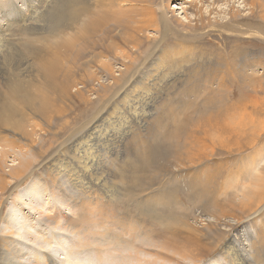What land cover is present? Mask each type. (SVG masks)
I'll use <instances>...</instances> for the list:
<instances>
[{
    "label": "rangeland",
    "instance_id": "obj_1",
    "mask_svg": "<svg viewBox=\"0 0 264 264\" xmlns=\"http://www.w3.org/2000/svg\"><path fill=\"white\" fill-rule=\"evenodd\" d=\"M159 1L160 0L155 1L157 4H155L154 7L158 15L163 12L161 4L158 3ZM197 3L198 0H177L170 4L169 12L166 11V15L168 22L170 23V27L175 33L174 35L170 33L164 34V31H159V29H155L151 26L145 27L142 31L137 33V37L140 36V40L143 41L142 45H144V47L149 46L150 52L141 53L142 49H134L130 45L129 47H124V51H127L126 53H128V55L131 54L129 58L133 55H137V57L133 59L128 58L126 60L119 57L115 58V52H120L115 51L114 54L107 55L108 59L106 58L108 62L111 63L112 69L110 71H104L100 65L93 66L91 70L95 73L96 77L92 79L84 78L83 71L76 72V75H78L76 76V79L73 80V96H38L42 101L41 112L27 110L24 107V118L26 119L25 129L27 130L26 134L23 135L25 139L20 138L17 135L10 134L8 130L12 129L11 126H5L2 128L3 131L0 133V145L3 146V151L6 153V157L3 156V153L0 156V174H3L5 177L7 185L3 187L0 186V264H4L6 260H9L14 264H18V262H20V264H47L48 256L46 254L50 255V253L46 252V249H43L42 247L46 246L44 243L49 240L50 245L47 250L51 252H53V250L56 251V253L53 252L55 253V256L49 257L54 261V264H65V262H68L67 264H102L105 259H107L106 264H112L113 261L111 256L116 255L121 256L120 262L122 264H232L227 255L221 252V246L233 236L236 237V235L237 238H240L241 244L239 247L242 248L246 255H253V247L251 246L253 244V240L257 237L251 229L256 228V230H259V228H261L262 231H264V179L263 184L261 185L259 180H245V176H247L248 171L251 175L257 174L258 171H255L254 168L264 164V71L262 73H255L258 75V80H255L247 85L244 89V94L241 95L242 98L240 99L237 97L240 95L235 93H232L230 96H210V98H208V92L205 91L206 89L203 91L204 85L202 83L198 84L200 86L198 91L201 90L199 93L190 94V91L189 93H186L185 90L181 92L182 89L195 86V82L191 81L186 88H181L179 85L186 84V82L183 83V80L180 79L175 81L176 77H173L172 70L167 73V69L169 66L168 62L173 58L172 54L186 46L180 45L182 41H190L192 42V45L195 46V48H193L194 50H190V52L197 51V45L200 41H205V43L208 44L215 43L216 46H218V51L220 53L216 54L207 49V51L203 52V55L205 58L213 55L214 57L218 56L221 58L219 60L221 61L220 63L223 64L225 63V59H228V64L225 63L223 65V70L226 72L225 76H223L224 78L227 77L226 66H231V68H234L235 71L238 72L234 67V62L231 60L233 53H231V49H237L239 51V48L244 47H237L234 44L231 46V44L228 43V39H226L224 35L219 37L213 36V31L207 32L208 29L194 30L193 26L199 25V22L194 17V11L192 10L194 4ZM199 4L200 3H198V5ZM84 5L94 6L92 4ZM84 5H81L80 7H84ZM135 5L136 4L134 3H131L130 5V9H132V13H134L130 17L132 27L142 24L144 19L142 6L139 4ZM204 5H206V3ZM229 5H231V3ZM222 6V9H228L227 4H223ZM246 12L247 11L244 13ZM225 16L227 15L220 14V16H216V18L220 21L227 20ZM251 18L256 20L254 17ZM236 25L241 28V31L235 29L229 33L234 35L240 34L239 37H243L242 32L247 28L243 26V23ZM247 32L251 33L250 35L252 36L249 37L252 39V42L257 41L261 43L259 40L261 39L259 37L261 31L253 28ZM196 43L197 45H195ZM248 44L253 50L264 51V47L262 48L258 44ZM203 46H205V44H203ZM190 48L191 47L188 49ZM175 56L176 55H174V57ZM124 61L125 64L131 65V68L127 70V72L123 69ZM162 71L165 72L164 76L160 75ZM124 74H131L132 77L127 79L125 82H121L119 85L116 84L111 77L112 75L115 77H121ZM238 75L239 74H237V76ZM59 78L61 81H65V67L61 68ZM98 79H100V82L97 81ZM158 80L160 86L157 87L159 91L156 92L155 96H153V94L150 96H144L145 111H143V113L147 114V117L142 118L141 123L143 120L147 121L148 124L144 129H149L153 133L152 134L150 132L148 134L147 138L149 141L144 140L136 149L133 150L132 148L134 145H129V142H126V144L124 141H121L120 138L117 139L118 142L114 141L110 143L105 141V139L109 140L112 138L110 135H107L106 129L108 127L119 128L117 133L115 131V135L117 136L119 134L122 136L123 134L120 129L121 122L127 121L128 123H134L135 119L133 112L130 111V105L126 102L127 99L138 95H145V83H148L151 87L155 88ZM224 82L227 83V80L224 79ZM217 84V82H214L212 84L209 83L206 86H213L217 89ZM227 84L229 85V89L232 91H237L238 89L245 87L235 82L232 85L229 82ZM177 87L180 91L178 90L173 94V91H176ZM103 88L107 90L109 93L108 95L104 94ZM219 88H221V85ZM124 93L128 94V96H122ZM165 93H167V96ZM101 98L102 101H100ZM216 100L221 101L223 116L228 118L229 121L232 120V125L236 127L237 131L241 132L242 128V131H245L247 134V139L251 138L252 133V139L256 142L252 146L253 148L245 147L235 160L233 159L230 161L231 168L225 172L223 176L218 179H213L214 181L212 180L208 185L200 184V189H190L187 188L188 184L181 179L178 183L177 181L173 182L172 180L171 183L164 182L165 175H168L166 174L167 171L170 170L172 165L175 163L173 159L169 160V155L166 153V155L162 153L163 156L159 157L157 151L153 148L152 151L146 149L143 154H140L136 158V162H134V160L133 162L129 160V156L136 154L139 150H141L143 147L142 145H145V143H148L150 146L155 145V140L160 138L164 133L168 136L170 131L176 126H180L183 130L192 131L194 121L196 125V121L199 117L206 116L207 111L209 110L205 108L206 106L209 108L207 102H213ZM203 102L206 106H202L204 105L202 104ZM94 107L97 108L94 109ZM212 107L213 106H211V111ZM237 107H239L237 110L227 113ZM91 110L93 111L91 112ZM94 110H97L98 112ZM124 115L126 119H124ZM184 116L187 119H185ZM239 117L240 119H237ZM49 121L51 122L50 125L47 123ZM93 126L99 127L95 128L93 131ZM87 130L88 133L93 132L91 137L94 138H92L90 143L94 142L98 144V148L95 152L98 158L95 161H101L103 163L102 167L107 170V172H105L106 174L102 173V177L109 178L107 185L112 188L116 183V187H114V189L118 191V194H120L119 196L123 195L124 190L126 189L129 191L131 190L130 192L135 196L139 195L143 198L150 199L157 197L155 199H159L161 197H165V192H167V190L177 186L172 195L177 196L179 202H174L171 205V208H168L166 204L158 206L157 211L166 213L170 212L175 217L188 219L189 223L197 228L206 227V225L209 224V221H212L214 227L225 232L221 235V239L219 240L220 242H217V244H220L219 247L216 244L217 240L214 241L211 236H207L204 242L208 247H211L209 250L210 252L205 257L200 258V261L197 262L196 260L181 257L175 254L172 248L169 250H161V248L157 246L160 242V238L156 235L149 236L150 231H148L146 232L147 235H140L142 241H136L138 247H136L137 250L136 248L134 250V247H132L133 245L131 246L130 242L131 239H133L132 236H135L136 232L143 231L144 227L149 229L150 227L153 228L156 225L154 222H150L149 220H147L149 222L140 221L136 224L135 221L139 219V217L137 212L134 210L133 201L125 197L122 199V196L119 200L112 198L111 195L114 193L117 194V191L108 193L109 191L107 192L106 190L105 193H102L103 188L97 186L95 183L90 188H86V184L93 183L95 181L91 182V180L88 179V182L87 179L83 180L80 176H78V168L75 167L73 162H75L79 157H82V155H85L87 145L85 144L86 146H84L81 142V135L84 131L86 134ZM100 132H102V139L97 141L96 139L98 138ZM180 137L181 140L184 139L183 132ZM4 138H7L8 141L5 142ZM242 140H245L244 137H242ZM123 142L125 144H120ZM77 144L82 146L77 147ZM124 146H126V148ZM230 148L233 150L232 152L230 149L232 154H237L234 147L232 148L230 146ZM130 150H132V153L130 152L129 154H126L123 152ZM114 151L117 155L112 154ZM20 154H22L21 156L24 158L21 156L19 157L18 155ZM121 154H123L124 157L123 155L121 157ZM165 157H167L168 160ZM13 158L17 161L23 158L21 161H25L24 164L27 163L29 166L27 167L28 170L20 177H14L12 179L10 173L13 170V166H8L10 163L8 160ZM118 158L121 163L118 162ZM110 159H113L112 162ZM230 159L231 158H229V160ZM155 160L160 161H158L159 163H155ZM67 161L71 164L69 165L68 163H65ZM61 162L63 164V168L59 167V163ZM141 162H143V164ZM111 164L112 166L113 164L115 166L111 167ZM157 165L159 170L157 169ZM66 167H68V170ZM75 172L78 173L74 174ZM137 173H142V176H139ZM136 176L140 178L137 179ZM261 176L264 178V172ZM110 178L114 180L112 181ZM134 178L137 180L135 181ZM161 183H163L165 187L163 184L161 185ZM153 184L154 186H152ZM135 186L137 187L136 189ZM119 187H121V189H119ZM159 187L164 191V195L161 192L159 193ZM35 190H39L40 200L38 203V200L33 203V200L29 199L27 194L28 191L33 192ZM153 192L155 196L153 195ZM257 196L262 197V202L259 205V209L255 210L257 207H255L253 202ZM215 200L223 206L232 203V205H235L234 213L236 212L239 217L241 216L242 218L238 217V220H233L231 217H234L235 215L231 213L230 215L227 214L229 216L222 217L221 222L219 221L220 223L215 222L211 217H209L210 215L215 214L213 204ZM245 200H248V204H251H247L242 209L236 207V205H238L241 201V203H245ZM13 201L15 204L10 206V203ZM106 209L108 210L106 211ZM110 209L123 215L127 212L131 219H135V221H133L134 226L139 228L141 227V229L136 228L135 231L127 230L128 232H125L124 230L121 231L119 229L117 230L116 226L114 227L117 220L110 217ZM6 210L7 213H5ZM98 213L102 215H98ZM94 214L98 216L96 217ZM123 215L121 217H123ZM99 219L103 223L100 222ZM107 219L108 222L110 221L109 223L107 222ZM131 219L130 221H132ZM23 222H27L29 231L25 228H21L25 227L23 226ZM228 223H232V227H228ZM32 229H35V231H31ZM123 231L126 235H128L127 238ZM113 233H118L119 235L122 234L120 235L122 237L125 235L123 239H127L126 242L128 243H120L123 247H121L118 243V246L112 242L114 239L110 237L111 235L109 236V234L113 235ZM34 234L39 236L35 237L36 235L34 236ZM50 235L56 236V238L52 240ZM140 236L138 233L139 238ZM39 237L41 241L40 244L44 242L40 245L42 247L39 246L41 249H39L36 245L35 248H37V250L28 246L30 242L37 244V239H39ZM62 237H65V239ZM151 242H154V246L150 245ZM6 243H9V245H6ZM58 243L64 244L63 251L54 246V244ZM113 243L114 245L111 246ZM140 244H143L144 247L142 246L143 248H141V246H139ZM14 246H17L18 248L22 247V250L24 249L23 251H25V255L18 260L6 258L8 257L10 248H13ZM114 247L117 248L118 252ZM145 248H147L148 252ZM250 248L252 249V252L250 251ZM159 251H162L167 254V257L173 258L174 260L161 257L158 255ZM57 252L59 253L57 254ZM69 252L75 253V258L77 259L76 262L71 263L68 259L63 262L64 258L61 257L60 254H68ZM17 256L19 257L20 255ZM2 257H5L6 259L2 260Z\"/></svg>",
    "mask_w": 264,
    "mask_h": 264
},
{
    "label": "bare ground",
    "instance_id": "obj_2",
    "mask_svg": "<svg viewBox=\"0 0 264 264\" xmlns=\"http://www.w3.org/2000/svg\"><path fill=\"white\" fill-rule=\"evenodd\" d=\"M155 1L156 0H0V133H2V128H4L5 126H11L12 129L8 130L10 134L17 135L18 137L25 139L23 135L26 134L27 130L25 129L26 119L24 118L25 110L23 108L25 107L27 110H31L34 112H41L42 101L38 96H73V80L76 79V76L78 75H76L77 71H83V77L87 79L96 77L95 73H93V71L91 70L93 66L100 65L104 71H110L112 67L111 63H109L107 60V55L114 54L115 51H120L115 52L114 57H119L126 60L131 54L128 55V53H126L127 51L125 52L123 48L129 47V45L134 49H142L141 53L150 52L149 46L144 47V45H142L143 41L140 40V36L137 37V33L142 31L145 27L151 26L155 29H159V31H164V34L170 33L174 35L175 33L170 27V23L168 22L166 13L169 12L170 4L177 0H160L158 3H160L161 8H163V12L160 14L161 16L158 15L154 9L155 4H157ZM131 3L141 5L144 15L143 23L136 27L131 26L130 17L134 14L132 13V9H130ZM198 3L200 4L198 5ZM198 3L194 4V7L192 8V10L194 11V17L199 22L198 26H193L194 30L208 29L207 32L213 31V36L219 37L224 35L226 39H228V43H230L231 46L233 44L237 47L244 46L243 48H239V51L237 49H231V53L233 52L231 60L234 62V67L238 72H236L234 68H231V66L225 65L227 68V77L224 78L223 76H225L226 72L223 70V65L225 63L228 64V59H225V63L223 64L220 63L221 61L219 60L221 58H219L218 56L214 57L213 55L205 58L203 52L207 51V49L216 54L220 53L218 51L219 48L215 43L208 44L205 43V41H200L198 42V45L197 43L195 44L197 45V51L190 52V50H194L193 48H195V46L192 45V42L186 40L185 42L180 41V45L186 46L182 47V49H179L172 54L173 58L168 62L169 66L167 69V73L172 70L173 77H176L175 81H177V79H180L183 80V83L186 82V84L179 85L181 86V88H186L191 81L195 82V84L192 83L195 86L182 89L181 92L185 90L186 93H189L190 91V94L199 93L201 90L198 91V88L200 87L198 84L202 83L204 85L203 91L206 89L205 91L208 92V98H210V96H230L232 93H235L240 95L237 96L238 99H240L242 98L241 95L244 94V89L247 87V85L254 82L255 80H258V75H256L255 73H262L264 71V51L253 50L248 44L255 43L262 48L264 47V0H198ZM205 3L206 5H204ZM230 3L231 5H229ZM84 4H92L94 6ZM223 4H227L228 9H222ZM81 5H84V7H80ZM245 11L247 12L244 13ZM220 14L227 15L225 16L227 20L220 21L219 19H217L216 16L218 17L220 16ZM251 17L256 18V20H253ZM240 23H243V26L247 28L242 32L243 37H239L240 34L234 35L229 33L235 29L241 31V28L237 27L236 25ZM249 28H254L261 31V34H259V37L261 38L259 40L261 43L254 41V39V42L251 41L252 39L249 36L252 35H250L251 33L247 32L250 30ZM203 44H205V46H203ZM189 47L191 48L188 49ZM174 55L176 56L174 57ZM135 57H137V55H133L129 59H133ZM123 65V69L126 70L125 72H127V70L131 68L130 64H125V61L123 62ZM64 67L65 81H61L59 78L60 71L61 68ZM237 74L239 75L237 76ZM160 75L164 76L165 72L162 71ZM111 77L113 81L119 85L121 82H125L132 76L131 74H124L121 77H115L113 75ZM224 79L227 80V83H231V85L235 82L245 87H242V89H238L237 91H232L229 89V85L224 82ZM99 80L100 79H98L97 81L100 82ZM214 82L218 83L217 89H215V87L213 86H206L207 84H212ZM220 85L221 88H219ZM159 86V80L157 81V85L155 88L151 87L148 83H145V95H138L127 99L126 102H128V105H130V111L133 112V116L135 119L134 123L129 122V124L127 121L121 122L120 129L123 134L122 136H120L119 134L117 136L115 135V131L117 133L119 131V128L108 127L106 129L107 135H110L112 138H108L109 140L105 139V141L110 143L114 141L118 142L117 139L120 138L121 141H124L125 143L129 142V145H134V147L132 148L133 150L136 149L141 142H143L144 140H148L147 136L150 132L152 133V131L149 129H144L148 124L147 121L143 120L141 123L142 118L147 117V114L143 113V111H145L144 96H150L151 94L155 96L156 92L159 91L157 89V87ZM178 90L180 91V89H178L177 87L176 91H173V94ZM103 91L105 95L109 94L105 88H103ZM166 94L167 93H165V95ZM122 96H128V94L124 93ZM100 101H102V98ZM202 104H204L202 106H206L204 102ZM207 104L209 105V108H207V106L205 108L209 110L207 111L206 116L199 117L196 121V125L194 121L192 131L183 130V128H181L180 126H176L175 128H173V130L170 131L168 136L164 133L160 138L155 140V145L150 146L148 143L142 145L143 147L141 148V150H139L136 154L129 156V160L132 162L134 160V162H136V158L140 154H143L146 149L152 151L153 148L157 151L159 157H162L163 154L166 153L167 155H169V160L173 159L175 163L174 165H172L171 169L167 171L166 174L168 175H165L164 173V182L171 183L172 180L173 182L177 181L178 183V181L181 179L188 184L187 188L190 189H200V184L208 185L213 179H218L219 177L223 176L224 173L231 168L230 161L233 159L235 160V158L241 154L240 152L243 151L242 149H244L245 147H252L256 142L254 139H252V133L251 138L247 139V134L245 131H242V128L241 132L237 131L236 127L232 125V120L229 121L228 118H225L223 116V107L220 100L207 102ZM211 106H213L212 111ZM97 107H94V109H96ZM238 108L239 107L234 108L227 113H230L231 111L233 112V110H237ZM92 111L93 110H91V112ZM184 118L187 119L185 116ZM124 119H126L125 115ZM237 119H240V117ZM47 123L50 125L51 122L49 121ZM98 127L93 126L92 130L94 131V129ZM182 132L184 133L183 140H181L180 137L182 135ZM101 133L102 132L99 133V136L96 139L97 141L102 139ZM92 134L93 132L88 133L87 130L86 134L84 131L81 135V142L84 144V146L87 145V147L85 149V155H82V157H79L75 162H73V164L78 168L79 171V173L75 172L74 174L78 173V176H80L83 180L90 179L91 182L95 181L93 183L86 184V188H90L95 183L97 186L103 188L102 193H105L106 190L107 192L109 191L108 193L116 192L117 190L114 189V187H116V183L112 188L107 185V181L109 180V178L102 177V173L107 172V170L102 167L103 163L99 160L97 162L95 161L98 158L97 154L95 153L98 148V144L94 142L90 143L92 138H94L91 137ZM242 137H244L245 140H242ZM4 141L7 142L8 139L4 138ZM124 142L120 144H125ZM78 146L80 145L77 144V147ZM230 146L232 148L234 147V149L237 151V154H232L233 150L230 148ZM124 147L126 148V146ZM230 149L232 150V152L230 151ZM3 150V146L0 145V156L2 153L4 154L3 156L6 155ZM132 150L123 152L129 154L130 152L132 153ZM112 154L117 155L115 151ZM21 155L22 154L18 156L20 157ZM122 155L123 154H121V157ZM165 158L167 159V157ZM229 158L231 159L229 160ZM21 159L18 161L15 158L8 160L10 162L8 166H13V170L10 173L12 179L14 177H20L24 172L28 170L27 167L29 165L27 163L24 164L25 161L23 162L21 161ZM113 159H110V161L112 162ZM117 160L119 162L120 159L118 158ZM167 160L165 161L168 162ZM158 161H156L155 163H157ZM62 162L59 163L60 168L63 166ZM65 163H68L69 165L71 164L68 161ZM119 163H121V161ZM141 163L143 164V162ZM114 164L113 166L111 164V167H114ZM66 168L68 170V167ZM254 170L258 171V173L251 175L248 171L247 176H245V180H259L262 185L264 178L263 176H261V174L264 172V164L257 166V168H254ZM137 174L139 176H142V173ZM138 178L140 177H137V179ZM137 179H135V181ZM163 183H161V185ZM154 184L152 186H154ZM5 185H7L5 177L3 176V174H0V186L3 187ZM136 188L137 187L135 186V189ZM176 188L177 186H174L172 189L167 190V192H165V197H161L159 199H155L157 197H154V192V198L150 199L143 198L139 195L135 196L130 192L131 190L129 191L125 189L124 194L121 195L122 199H124L125 197L133 201L134 210L137 212L139 219L135 221V219H131L130 215L127 212L125 213V215H123L121 213H117L116 210V212L112 211V209L109 210V215L111 218L117 220V223L116 225H114V227L116 226L117 230H124L125 232L127 230L135 231L136 228L141 229V227H135L133 221H135L136 224L140 221L146 222L147 220L155 223L156 226L153 225V228L150 227L149 229H146L144 227L143 231L136 232V235L132 236L133 239H131L130 242L131 246L133 245L132 247H134V250L136 247H138L136 241H142L140 235H147L146 232L150 231L149 236L156 235L160 238V242L157 244V246H159L161 250H169L170 248H172L175 254L181 257L196 260L198 262L200 261V258L205 257L210 252L209 250L211 249V247H208L204 242L207 236H211L214 241L217 240V244V242L221 239V235L225 232L214 227L212 221H209V224L207 223L208 225H206V227L204 226L203 228H197L196 226L189 223L188 219L175 217L170 212H158V206L166 204L168 208H171V205L174 202H179L178 197L172 195ZM119 189H121V187H119ZM160 192L162 194L164 193L161 188L159 189V193ZM27 194L29 196V199L33 200V203L36 202V200H38L37 203L39 202V190H35L33 192L28 191ZM119 195L120 194H118L117 191V194L114 193L111 196L112 198L119 200L121 197ZM261 200V196H257L255 198L253 202L255 207H257L255 210L259 209V205L262 202ZM241 202L236 205V207L242 209L248 204V200L245 203ZM14 204L15 202L13 201L12 203H10V206ZM213 204L215 214L210 215L209 217H211L215 222H221L222 217L229 216L231 213L235 215V218H231L233 220H238L239 215L236 212V214L234 213L235 205H232V203L223 206L219 202H217V200H215ZM108 209H106V211ZM5 213H7V210ZM99 214L100 213H98V215ZM122 215L123 217H121ZM130 219L132 221H130ZM102 221L100 220V222ZM23 223V226L25 227L21 228H25L28 230L29 227L27 222ZM227 226L232 227V223H228ZM251 230L258 238V240L257 238H255L254 240L252 239V243L254 244H252L251 246L253 247V255H246L242 248L239 247L241 242L240 238H237V235L236 237L233 236L230 240H228L224 245L221 246V252L227 255L232 264H264V231H262L261 228H259V230H256V228ZM138 233L140 238L138 237ZM35 235L36 234H34V236ZM120 235L118 233H113V235L109 234V236L114 239L112 240V242L117 245L118 243H125L127 240L125 238L123 239L126 234L123 237ZM38 236L36 235L35 237ZM127 236L128 235H126V238ZM37 240V244H33L30 242L28 246L35 248V245L37 246L38 243H41L40 237ZM154 242H151L150 245L154 246ZM114 243L111 246H113ZM6 245H9V243H6ZM217 245L219 247L220 244L218 243ZM17 246L10 248L8 257L6 258H13L15 260H18L25 255V251H23L24 249L22 250V247L18 248ZM139 246H141V248L144 247L143 244H140ZM40 247L38 248L41 249ZM121 247L123 246L121 245ZM115 249L117 251V248ZM145 250H147V248H145ZM251 250L252 249L250 248V251ZM58 253L59 252H57V254ZM69 253L65 254V260L68 259L69 261H71V263H73L75 253ZM17 255L20 256L18 257ZM158 255L170 260H174L173 258L167 257V254L163 253L162 251H159ZM50 256L52 255L50 254ZM6 258L2 257L1 259L5 260ZM111 258L113 261L112 264H122L120 262V255L111 256ZM106 260L107 259L103 260L104 262H102V264H106ZM4 264L14 263L6 260ZM18 264H20V262H18ZM47 264H54V261L48 257Z\"/></svg>",
    "mask_w": 264,
    "mask_h": 264
},
{
    "label": "water",
    "instance_id": "obj_3",
    "mask_svg": "<svg viewBox=\"0 0 264 264\" xmlns=\"http://www.w3.org/2000/svg\"><path fill=\"white\" fill-rule=\"evenodd\" d=\"M31 231L34 232L35 229H32ZM50 238H51V239H55L56 236L50 235ZM62 238L65 239V237H62ZM40 245H41V244L38 243L37 247H39ZM45 245H46V246H43L42 248L44 249V247H45L46 251H47L48 253H50V254L52 255V257L55 256L56 251L53 250V252H55V253H53V252L47 250L48 246L50 245L49 241H46V242H45ZM54 246H55L56 248H58L59 250H61V251L64 250V247H63L64 244H62V243L54 244ZM34 250H37V248H34ZM46 255H47L48 257H50L49 254H46ZM60 256L64 258V259H63V262H65V261H64V260L66 259V258H65V257H66V256H65V253H61ZM76 260H77L76 258H73V262H76ZM67 263H68V262H65V264H67Z\"/></svg>",
    "mask_w": 264,
    "mask_h": 264
}]
</instances>
